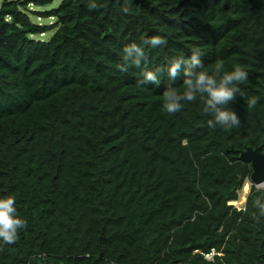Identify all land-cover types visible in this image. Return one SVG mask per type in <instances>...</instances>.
<instances>
[{"label": "trees", "instance_id": "trees-1", "mask_svg": "<svg viewBox=\"0 0 264 264\" xmlns=\"http://www.w3.org/2000/svg\"><path fill=\"white\" fill-rule=\"evenodd\" d=\"M54 1L0 0V197L26 220L0 264H264V187L230 203L252 170L235 150L264 153V0L35 9ZM155 34L165 43L121 72L123 47ZM193 50L209 71L247 69L238 126L210 128L200 100L162 111L165 91L184 87L166 61Z\"/></svg>", "mask_w": 264, "mask_h": 264}, {"label": "clouds", "instance_id": "clouds-1", "mask_svg": "<svg viewBox=\"0 0 264 264\" xmlns=\"http://www.w3.org/2000/svg\"><path fill=\"white\" fill-rule=\"evenodd\" d=\"M90 8L98 7L91 3ZM165 43L160 34L152 35L143 39L142 42H131L122 49V61L119 70L124 72L129 62L140 66L145 59L147 48L156 49ZM203 61L199 51L193 50L187 59L171 58L166 61L163 69L170 80H175L183 73V89L177 90L174 86L165 91L161 108L167 114L180 111L185 102L202 101L203 111L210 115L207 124L210 128L217 126L231 129L238 126L240 117L237 111L230 105L236 101L238 96L243 97L239 85L248 79L247 69L239 63H233L230 69H225L223 61L216 62L214 69L209 71L202 68ZM158 73L152 70H142L140 81L143 84L156 83ZM257 104L255 97L247 98V106L253 107ZM247 188V186H246ZM254 204L259 214L264 216V200H255ZM26 227V220L18 214L16 197L6 195L0 197V243L14 244L19 232Z\"/></svg>", "mask_w": 264, "mask_h": 264}, {"label": "water", "instance_id": "water-1", "mask_svg": "<svg viewBox=\"0 0 264 264\" xmlns=\"http://www.w3.org/2000/svg\"><path fill=\"white\" fill-rule=\"evenodd\" d=\"M236 158L242 162L250 163L251 174L249 181L251 185L258 186L264 183V153L258 147H245L235 150Z\"/></svg>", "mask_w": 264, "mask_h": 264}, {"label": "rangeland", "instance_id": "rangeland-1", "mask_svg": "<svg viewBox=\"0 0 264 264\" xmlns=\"http://www.w3.org/2000/svg\"><path fill=\"white\" fill-rule=\"evenodd\" d=\"M59 2H60V0H55L51 5H46V6H40V7H36L35 9L36 10H45V9H49L50 7H56L58 4H59ZM34 20L35 21H37V22H45V23H50V22H52V20L51 19H39V18H34ZM52 33H47V34H45V35H42V36H40V38H42V39H45V38H48V37H50V35H51ZM245 184H248V189H247V192L244 194V192H243V187H242V189H241V192H240V196H244L245 198H246V195H247V193H248V191H249V188H250V186H251V184H250V181L249 180H247L246 182H245ZM256 188H263L264 187V185H258V186H255ZM244 194V195H243ZM239 196V199H238V201H236V203L235 204H233L234 206H237V207H242L243 206V204H244V201L243 202H241L240 203V197ZM238 202V203H237Z\"/></svg>", "mask_w": 264, "mask_h": 264}, {"label": "bare ground", "instance_id": "bare-ground-1", "mask_svg": "<svg viewBox=\"0 0 264 264\" xmlns=\"http://www.w3.org/2000/svg\"><path fill=\"white\" fill-rule=\"evenodd\" d=\"M262 185H264V183L263 184H261V186ZM246 186H247V188H246ZM247 189H248V184H244L243 185V192H244V194L247 192ZM243 194V195H244ZM241 198H240V203L241 202H243L244 200H245V197L244 196H240ZM245 202V201H244ZM231 204H235L236 203V201H233V202H230ZM238 203V202H237Z\"/></svg>", "mask_w": 264, "mask_h": 264}, {"label": "built area", "instance_id": "built-area-1", "mask_svg": "<svg viewBox=\"0 0 264 264\" xmlns=\"http://www.w3.org/2000/svg\"><path fill=\"white\" fill-rule=\"evenodd\" d=\"M235 207H237V206H235ZM237 208L240 209L241 207H237ZM213 254H214V252L212 251V252L209 253V254H204V256H205V258H207V259L210 260ZM218 254H220V253H218Z\"/></svg>", "mask_w": 264, "mask_h": 264}]
</instances>
